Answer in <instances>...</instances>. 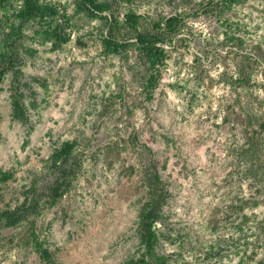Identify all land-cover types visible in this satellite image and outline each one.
<instances>
[{
	"label": "rangeland",
	"instance_id": "374dc122",
	"mask_svg": "<svg viewBox=\"0 0 264 264\" xmlns=\"http://www.w3.org/2000/svg\"><path fill=\"white\" fill-rule=\"evenodd\" d=\"M79 1L39 0L28 22L0 3V59L18 47L26 86L17 118L0 82V264H264V0ZM131 10L142 29L181 16L160 55L136 49ZM150 164L166 199L147 247Z\"/></svg>",
	"mask_w": 264,
	"mask_h": 264
},
{
	"label": "trees",
	"instance_id": "16d2710c",
	"mask_svg": "<svg viewBox=\"0 0 264 264\" xmlns=\"http://www.w3.org/2000/svg\"><path fill=\"white\" fill-rule=\"evenodd\" d=\"M4 0H0V3ZM79 7L90 17H100L105 10V3L96 2V0H80ZM39 9V0H23L22 21L28 22L33 19ZM140 14L134 11H128L124 14V23L126 27L133 32L134 43L136 49L149 58H153L160 55L164 48L163 45L166 42V37L177 32L182 24V18L179 14L172 15L166 18H159L155 21L149 20L146 23V27L142 29ZM107 35L104 37V47L109 51H118L119 48H126L129 45L128 39H119L116 37L113 28L115 27V20L111 22ZM18 47L11 45L8 54H5L0 59V82L3 77L11 72L13 75L12 90L15 95L13 97V109L16 117L19 118L22 113L21 108V87L23 86L20 78V68ZM26 85V84H25ZM26 86H23V89ZM24 91V90H23ZM73 142L66 143L65 153H67ZM60 157H62L60 155ZM67 160H64L66 162ZM65 163L63 164V166ZM59 168V167H58ZM144 180L148 187L147 198L145 203L142 204L141 212L139 214L138 229L139 237L147 247H152V224L159 218V214L162 210L163 203L165 202V190L162 187V181L159 176L158 170L155 165L150 164L145 170ZM59 187V186H58ZM51 201L53 202L59 195L58 188H51ZM23 218V212L18 214L15 209H8L2 212L1 219H3L8 225H14Z\"/></svg>",
	"mask_w": 264,
	"mask_h": 264
}]
</instances>
